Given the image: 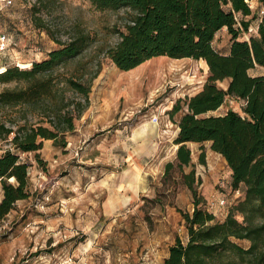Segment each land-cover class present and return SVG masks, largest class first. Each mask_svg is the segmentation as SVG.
I'll return each mask as SVG.
<instances>
[{
    "label": "rangeland",
    "instance_id": "rangeland-1",
    "mask_svg": "<svg viewBox=\"0 0 264 264\" xmlns=\"http://www.w3.org/2000/svg\"><path fill=\"white\" fill-rule=\"evenodd\" d=\"M262 6L251 24L252 33L243 34L240 41L256 36ZM129 19L125 10L97 11L88 0H16L0 9V70H29L63 44L85 37L87 45L80 57L54 75L61 83V96L64 93L71 102L81 100L67 80L99 71L92 83L90 107L67 134V147L45 141L39 152L42 166L34 153L20 154L30 165L31 197L18 202L0 221V264H163L177 237L187 243L183 215L192 214L193 195L177 170L164 176L166 165L176 164L175 140L185 110L174 120L169 112L178 100L203 89L209 68L203 60L158 57L131 71L119 70L106 51L119 43ZM242 19L251 17L238 16L239 22ZM230 45L227 29L221 30L213 43L215 50L226 55ZM27 64L29 69L20 68ZM262 73L261 68L250 71L254 77ZM228 85V80L218 83L222 89ZM4 89L0 84V92ZM244 105L228 99L207 116H223L229 110L244 115ZM19 117L16 110H0V122L7 127L22 124ZM28 119L38 120L32 115ZM12 138L0 139V156L7 150L15 152ZM188 148L192 164L184 171L195 169L196 178L202 180L201 208L224 220L242 198L231 188L230 169L212 153L210 143H189ZM203 151L206 166L199 164ZM221 194L230 205L211 210L212 197ZM2 198L0 185V202Z\"/></svg>",
    "mask_w": 264,
    "mask_h": 264
},
{
    "label": "trees",
    "instance_id": "trees-1",
    "mask_svg": "<svg viewBox=\"0 0 264 264\" xmlns=\"http://www.w3.org/2000/svg\"><path fill=\"white\" fill-rule=\"evenodd\" d=\"M97 11L125 10L130 19L119 43L106 51V56L121 71H131L158 57L173 60H203L209 76L203 89L184 101L178 100L169 112L172 120L185 110L178 122L179 133L176 164L168 163L165 177L177 170L183 185L194 199L192 214L183 215L188 233L185 244L179 237L169 248L163 264H264V14L256 36L251 24L258 18L249 2L252 0H88ZM263 5L264 0H259ZM251 17V20L242 19ZM43 28V26H39ZM227 29L231 45L227 55L213 46L216 35ZM47 33L53 37L51 30ZM54 39V37H53ZM87 38L63 44L40 63L0 70V110H16L22 124L17 128L0 122V139L11 135V150L0 156V221L16 208L20 201L31 197L28 162L20 154L34 153L39 166V152L45 141L65 149L67 134L75 130V121L90 107L93 76L67 80V86L81 97L77 102L61 96V83L54 78L62 67L80 57ZM263 69L260 76L250 71ZM228 80L227 89L218 83ZM15 85L9 88L10 85ZM228 99L245 103L242 112L229 110L223 116H207L218 111ZM32 115L38 120L31 123ZM211 143V150L220 154L232 172V188L245 186V198L239 200L223 221L201 208L198 187L202 184L191 167L189 143ZM199 164L206 166V154L201 152ZM240 242H247V248Z\"/></svg>",
    "mask_w": 264,
    "mask_h": 264
},
{
    "label": "built area",
    "instance_id": "built-area-1",
    "mask_svg": "<svg viewBox=\"0 0 264 264\" xmlns=\"http://www.w3.org/2000/svg\"><path fill=\"white\" fill-rule=\"evenodd\" d=\"M14 2H16V0H0V9L2 10L4 7H7L8 8ZM263 14H264V11L261 10L260 16H259V23H260V20H261V17H262ZM255 32L257 34V32H258V26H257V29L255 30ZM1 47L2 46H0V52H1ZM235 194L241 196V192L239 190L238 191H235ZM212 198L213 199L209 203V208L211 210H215L217 208H218V210H223V209H226L230 205L229 200L223 194H221V196H219V197L213 196ZM209 212L213 214V212H211V211H209Z\"/></svg>",
    "mask_w": 264,
    "mask_h": 264
},
{
    "label": "crops",
    "instance_id": "crops-1",
    "mask_svg": "<svg viewBox=\"0 0 264 264\" xmlns=\"http://www.w3.org/2000/svg\"><path fill=\"white\" fill-rule=\"evenodd\" d=\"M260 5H262V4H260L259 3V0H252L251 2H249V6H250V8L251 9H253L254 8V6H256L257 8H256V10L254 11V12H256L257 13V15H258V8H260ZM261 10H263V6L261 7ZM239 16H241V15H239ZM227 55V54H226ZM178 131H179V129H178ZM177 131V132H178ZM210 146H211V143H210ZM212 153L214 154V155H216L217 157H222L220 154H217V153H214L213 151H212ZM223 158V157H222ZM224 159V158H223ZM230 185H231V188H232V172H231V170H230ZM220 184L221 185H223V182H220ZM233 189V188H232ZM238 190H240V192H241V195H242V198H241V200H244V198H245V186H243V185H241L240 186V188L238 189ZM238 190H235V189H233V191L235 192V191H238ZM218 220V219H217ZM220 221H223V220H220Z\"/></svg>",
    "mask_w": 264,
    "mask_h": 264
}]
</instances>
